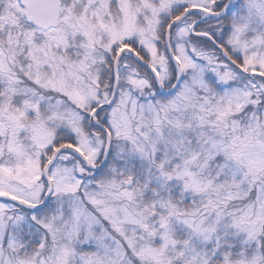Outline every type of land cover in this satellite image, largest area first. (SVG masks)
Here are the masks:
<instances>
[{
  "label": "snow or ice",
  "instance_id": "1",
  "mask_svg": "<svg viewBox=\"0 0 264 264\" xmlns=\"http://www.w3.org/2000/svg\"><path fill=\"white\" fill-rule=\"evenodd\" d=\"M0 264H264V0H0Z\"/></svg>",
  "mask_w": 264,
  "mask_h": 264
}]
</instances>
